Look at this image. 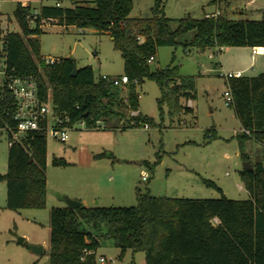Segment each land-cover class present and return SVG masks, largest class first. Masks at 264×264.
<instances>
[{
    "label": "trees",
    "instance_id": "trees-1",
    "mask_svg": "<svg viewBox=\"0 0 264 264\" xmlns=\"http://www.w3.org/2000/svg\"><path fill=\"white\" fill-rule=\"evenodd\" d=\"M45 1L49 4L35 10L36 14L31 5L17 4L14 15L18 32L3 34L0 13V38L5 35L8 43L10 71L34 77L43 99L51 100L58 114L69 116L73 124L85 121L91 127L97 120H117L126 128H137L140 122L153 121L142 114L131 116L132 110L140 109L133 84L127 87L126 102L122 87L102 78L96 80L91 66L78 68L74 75L75 60L61 58L46 63L38 38L45 23L110 35L124 58V74L131 82L138 79L141 86L147 79L156 82L161 91V119L167 110L172 122L183 112H193V107L183 101L197 97V79L180 76L175 54L166 68L152 71L149 59L160 47L203 51L264 47V9L261 20H234L223 13L218 18L205 15L195 19L189 15L173 20L166 16L162 0H156L151 18L132 16V0ZM65 2L73 6H64ZM138 33L145 35V42H138ZM190 33L192 38L184 39ZM229 83L232 107L244 129L237 135L242 157L250 161L244 152L247 140L257 141L264 151V73L233 78ZM52 164L69 163L54 158ZM252 167L239 172L250 194L246 200L225 195L213 199L158 197L139 191L133 207H53L49 264H98L97 250L105 237L113 238L121 249L120 259L129 249L143 251L146 264H264V161ZM47 168L48 138L42 132L30 133L10 146L7 173H0V182L7 184L8 209L47 207Z\"/></svg>",
    "mask_w": 264,
    "mask_h": 264
},
{
    "label": "rangeland",
    "instance_id": "rangeland-1",
    "mask_svg": "<svg viewBox=\"0 0 264 264\" xmlns=\"http://www.w3.org/2000/svg\"><path fill=\"white\" fill-rule=\"evenodd\" d=\"M25 1L31 3L33 12L49 4L45 0H0L3 34L20 31L14 11L18 3ZM132 1V16L153 17L156 0ZM230 1L226 6L227 0H220L222 13L230 19H262L251 10L264 7V0ZM64 6L73 4L65 2ZM162 6L166 16L173 20L189 15L201 19L218 7L215 0H162ZM241 11L244 14H240ZM43 30L38 38L44 58L73 57L77 68L91 66L96 80L103 75L114 78L125 73L124 58L110 35L94 29L46 23ZM192 36L190 33L184 39ZM174 54L180 76L197 79L192 113L183 112L172 122L166 110L162 120L158 107L160 88L147 79L138 89L141 94L139 111L153 121L150 129L126 128L123 122L112 120L106 123L107 129H86L77 125L69 133L67 142L48 136L49 199L45 209H8L7 184L0 182V264H49L51 209L67 207L65 198L77 193L86 195L90 207H133L138 203L139 191L158 197L213 199L225 195L233 200L250 198L239 174L247 162L242 157L237 137L244 129L234 108L227 103L224 92L228 84L222 74L224 70L244 69L253 62L245 76H257L264 73V60L257 55L252 60V50L248 47H228L218 53L215 48L203 51L165 46L158 49L156 59L150 63L151 70L166 68ZM212 54L214 57L210 58ZM122 96L129 98L127 87L122 88ZM183 103L187 105L185 100ZM9 149L6 134H0L1 174L8 170ZM244 152L253 165L264 161L263 147L253 139L246 141ZM54 158H64L69 164L54 166ZM145 173L147 179H143ZM95 197L99 202H92ZM85 227L92 230L88 225ZM40 245L45 249L42 255L31 248ZM120 254L121 249L114 239L105 237L97 250V263L146 264L143 251L129 249L123 259ZM101 257L106 261L101 263Z\"/></svg>",
    "mask_w": 264,
    "mask_h": 264
},
{
    "label": "built area",
    "instance_id": "built-area-1",
    "mask_svg": "<svg viewBox=\"0 0 264 264\" xmlns=\"http://www.w3.org/2000/svg\"><path fill=\"white\" fill-rule=\"evenodd\" d=\"M217 1V10L212 13L206 14L207 17L218 18L222 14L221 2ZM60 5V4H58ZM2 7L0 3V8ZM37 11L34 12L36 14ZM143 36L138 35L137 40L139 43L145 42ZM218 53L222 52L223 48H216ZM258 50L253 49V54ZM214 55H210L213 58ZM156 56H151L149 63L153 62ZM46 63H54L56 59L44 58ZM222 76L227 80L228 90L224 92L227 103L234 104L233 92L230 88V80L233 78H241L245 76L243 71H226ZM113 83L116 86L128 87L133 84L138 89L141 84L138 79L131 82L128 75L123 74L118 77L110 78L107 75L101 77ZM138 98L141 94L138 92ZM128 102V98L125 99ZM188 106L193 105L192 99L187 101ZM141 112L139 110H132L131 116L137 117ZM132 124H137L133 121ZM77 125H81L86 129H105L106 123L102 120H97L94 125L89 127L85 121L72 123L69 116L63 117L58 114L54 104L51 100H44L41 95L39 85L34 77H21L15 75L10 71L8 64V43L5 35L0 38V133L6 134L9 146H13L17 142H21L23 137L33 133L42 132L47 138L48 136L54 139L67 142L69 133L75 130ZM144 129H150V124L140 122ZM143 179H147V174L143 175ZM101 263L106 261V258L99 259Z\"/></svg>",
    "mask_w": 264,
    "mask_h": 264
},
{
    "label": "crops",
    "instance_id": "crops-1",
    "mask_svg": "<svg viewBox=\"0 0 264 264\" xmlns=\"http://www.w3.org/2000/svg\"><path fill=\"white\" fill-rule=\"evenodd\" d=\"M229 2H231L230 0H227V3H226V6H229ZM22 4L23 5H26V4H28V5H31V3L30 2H27V1H25V2H22ZM264 9V7H261V6H259V7H255L254 8V10H251V11H256V13L258 14V15H261L262 16V10ZM227 11H231V10H227ZM208 14V13H207ZM240 14H244V11H241L240 12ZM113 39V38H112ZM254 48H256L257 50H258V52L256 53V54H253V49ZM254 48H251V47H248V49H251L252 50V60H255V56L257 55L258 57H261L263 60H264V47H254ZM216 49V48H215ZM224 49V48H223ZM222 49V50H223ZM236 52H239V51H241V50H235ZM220 64V63H219ZM252 65H253V62L248 66V67H245L244 69L242 68H238V69H236V71H243L244 73L248 70V69H250V68H252ZM254 69H255V67H253ZM232 71H234V70H232ZM98 157H101V155H99ZM73 199H76V200H79V201H81L82 203H83V205H85V206H87V207H90L91 205H90V201L87 199V197H86V195H84L83 193H77V194H75V195H73V197H72ZM98 197H95L94 198V200L92 201V202H99V201H95V199H97ZM49 199V198H48ZM44 251H45V249H44Z\"/></svg>",
    "mask_w": 264,
    "mask_h": 264
},
{
    "label": "water",
    "instance_id": "water-1",
    "mask_svg": "<svg viewBox=\"0 0 264 264\" xmlns=\"http://www.w3.org/2000/svg\"><path fill=\"white\" fill-rule=\"evenodd\" d=\"M70 59L74 60L73 57H71ZM77 71H78V68H77V66L75 64L74 72H73L74 75L77 74ZM139 164H142V162H139ZM244 169L253 170V167H252V164H251L250 161H247L245 163ZM65 200L67 202L68 207H71L72 209H78L79 207H81L83 205V203L81 201L76 200V199H72L70 197H66ZM20 241L23 242L24 240L21 238ZM31 248L38 255H42L44 253V247L41 246V245L40 246H31Z\"/></svg>",
    "mask_w": 264,
    "mask_h": 264
}]
</instances>
